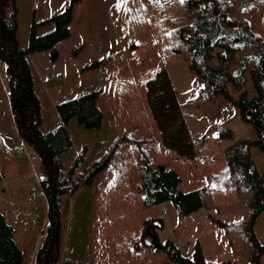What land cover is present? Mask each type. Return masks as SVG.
I'll list each match as a JSON object with an SVG mask.
<instances>
[{
    "label": "trees",
    "instance_id": "obj_1",
    "mask_svg": "<svg viewBox=\"0 0 264 264\" xmlns=\"http://www.w3.org/2000/svg\"><path fill=\"white\" fill-rule=\"evenodd\" d=\"M116 16L124 50L94 61L104 66L105 88L58 103L64 124L43 132L29 55L50 49L52 60L58 57L56 43L70 36L72 5L33 21L23 47L17 37V0H0V60L9 75L11 110L20 135L40 157L48 200L47 231L33 264H237L232 259L208 260L199 245L192 258L182 255L172 239L159 236L164 218L145 212L171 201L183 215L202 207L221 213L241 200L247 203L245 213L220 225L235 256L261 264L264 243L255 222L264 210V169L258 170L252 148L264 152V37L257 31L264 19V0H123L116 4ZM45 23L53 28L39 34V24ZM147 30L152 39L138 44ZM155 50L165 65L183 61L202 80L197 95L185 105L201 108L225 96L253 126L255 138L229 143L234 131L219 122L213 124L215 131L192 138L166 66L150 61L149 53ZM246 73L255 95L248 98L242 90L233 98L229 87L241 89ZM104 109L111 110L117 132L108 150L86 165H81L83 155H77L65 169L62 156L72 146L65 124L76 117L87 128L100 127ZM10 162L0 135V181ZM108 167L107 181L94 189L85 222L89 249L85 257L76 258L69 249H60L62 197L92 184ZM182 168L204 174L206 185L178 190ZM149 232L156 234L158 248L148 244ZM22 260L13 228L0 213V264Z\"/></svg>",
    "mask_w": 264,
    "mask_h": 264
},
{
    "label": "rangeland",
    "instance_id": "obj_2",
    "mask_svg": "<svg viewBox=\"0 0 264 264\" xmlns=\"http://www.w3.org/2000/svg\"><path fill=\"white\" fill-rule=\"evenodd\" d=\"M119 1L17 0L19 21L17 37L23 47L27 45L33 21L40 22L65 6L72 5L70 36L56 43L58 57L52 60L50 49L29 55L35 71L34 87L40 99L43 117L40 128L43 132L64 124L57 110L58 103L105 88L104 66L94 65V61L108 53L124 50L116 16V4ZM52 28L51 23L39 24L37 32L43 34ZM257 31L264 37V19L260 21ZM152 37L151 30H147L138 37L137 43L143 44ZM161 57L160 62H163ZM156 60L157 56L154 55L155 65ZM178 63L184 64L185 69H174L176 74L174 72L172 74L175 79L173 87L176 88L179 97L183 98L197 91L202 80L192 75L183 61L166 66L173 68ZM246 77L241 89L229 87L233 98H237L242 90L246 91L248 98L255 95L247 73ZM8 81L9 75L5 64L0 60V135L11 157L10 165L5 170V177L0 181V213L13 228L15 243L23 253L22 264H33L34 255L47 231L48 200L42 185L40 157L34 148L24 141L16 127L9 100ZM185 101L186 99L182 104L187 115L184 112L183 115L185 119L188 116L189 124L194 131V135L190 133L192 138L207 130L215 131L213 125L215 122L233 129V137L229 143L242 138H255L253 126L241 119L236 105L227 97H218L213 104L201 108L185 105ZM110 116L111 110L104 109L100 127L87 128L80 124L76 117H72L65 124L72 137L71 148L62 156L65 169L72 165L77 155H83L81 165H86L108 150L117 135ZM204 126L205 131L203 129L202 132ZM252 153L258 170L262 171L264 152L254 147ZM108 170L109 167L101 170L94 177L92 184L63 195L61 211L64 223L60 228L61 251L69 249L74 257H85L89 249L85 222L92 212L90 206L94 189L98 184L107 181ZM178 174L180 181L177 189L181 191L194 190L207 183L204 174L188 168L179 169ZM139 193L143 194L142 191ZM246 209V201L241 200L221 213L202 207L183 215L171 201H165L150 206L145 215H160L164 218V227L158 230L160 238L172 239L184 256L192 258L199 245L208 260L221 262L232 259L237 264H252L246 257L233 254L225 230L220 225V221L228 222L240 218ZM255 231L264 243V210L256 219ZM172 264L181 263L174 261ZM261 264H264V254L261 257Z\"/></svg>",
    "mask_w": 264,
    "mask_h": 264
},
{
    "label": "crops",
    "instance_id": "obj_3",
    "mask_svg": "<svg viewBox=\"0 0 264 264\" xmlns=\"http://www.w3.org/2000/svg\"><path fill=\"white\" fill-rule=\"evenodd\" d=\"M154 55H156L157 56V60H156V64L157 65H155L154 63H153V56ZM149 56H150V58H151V63L154 65V66H163L164 65V61H163V59H162V61L163 62H160V57H161V55L159 54V52L158 51H152V52H150L149 53ZM162 58V57H161ZM169 66V65H168ZM168 66H166V68H167V71H168V73H169V75H170V78H171V81H172V84H173V86H174V83H175V79H173V77H172V74H173V72H174V74H176L175 73V68H184L185 69V66H184V64H182V63H178L175 67H173V68H169ZM175 76V75H174ZM175 78V77H174ZM175 90H176V88H175ZM176 94H177V97H178V100H179V103H180V105H181V107H182V109H183V112L187 115V112H185V109H184V106H183V104H182V101L183 100H187V99H189V98H192V97H194L196 94H197V91H195V92H193V93H191V94H188V95H186L185 97H183V98H180L179 97V94H178V92H177V90H176ZM188 116H186V119H187V123H188V126H189V129H190V133L192 134V135H194V131L192 130V127H191V125L189 124V119L187 118ZM201 125V124H200ZM198 128V127H197ZM201 128V127H200ZM203 129H204V131H205V126L202 128V132H204L203 131Z\"/></svg>",
    "mask_w": 264,
    "mask_h": 264
},
{
    "label": "water",
    "instance_id": "obj_4",
    "mask_svg": "<svg viewBox=\"0 0 264 264\" xmlns=\"http://www.w3.org/2000/svg\"><path fill=\"white\" fill-rule=\"evenodd\" d=\"M249 116H250V114H249ZM149 236L151 237V239L148 240V244L149 245H153L154 248H158L159 244H158V241H157L156 234H154L152 232H149Z\"/></svg>",
    "mask_w": 264,
    "mask_h": 264
},
{
    "label": "snow or ice",
    "instance_id": "obj_5",
    "mask_svg": "<svg viewBox=\"0 0 264 264\" xmlns=\"http://www.w3.org/2000/svg\"><path fill=\"white\" fill-rule=\"evenodd\" d=\"M120 2L122 3V2H123V0H120ZM182 2H183V0H182ZM118 6H119V4H118Z\"/></svg>",
    "mask_w": 264,
    "mask_h": 264
},
{
    "label": "flooded vegetation",
    "instance_id": "obj_6",
    "mask_svg": "<svg viewBox=\"0 0 264 264\" xmlns=\"http://www.w3.org/2000/svg\"><path fill=\"white\" fill-rule=\"evenodd\" d=\"M148 237H149V235H148Z\"/></svg>",
    "mask_w": 264,
    "mask_h": 264
}]
</instances>
